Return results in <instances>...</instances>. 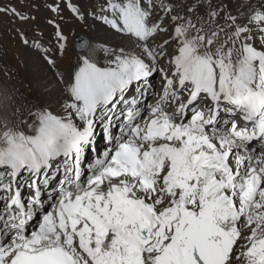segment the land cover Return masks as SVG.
Instances as JSON below:
<instances>
[{
    "label": "snow or ice",
    "instance_id": "obj_1",
    "mask_svg": "<svg viewBox=\"0 0 264 264\" xmlns=\"http://www.w3.org/2000/svg\"><path fill=\"white\" fill-rule=\"evenodd\" d=\"M45 6L49 47L17 31L48 95L26 119L27 101L0 102V264H264V0ZM65 10L119 43L58 67Z\"/></svg>",
    "mask_w": 264,
    "mask_h": 264
},
{
    "label": "rangeland",
    "instance_id": "obj_2",
    "mask_svg": "<svg viewBox=\"0 0 264 264\" xmlns=\"http://www.w3.org/2000/svg\"><path fill=\"white\" fill-rule=\"evenodd\" d=\"M94 1L95 0H73L74 3H81L85 9L91 7V4L94 3ZM48 2H52V0H48ZM0 7H14L17 9V11H22L26 15L35 16L37 18L35 21L22 22L14 16L0 13V49H6L5 55L7 56V58H9L8 56L10 49H29L28 46H25L22 43L17 30L25 32L30 42L32 41L33 37L38 36L39 32H43L41 42L44 43L43 46L45 48L49 47L48 41L52 38L53 29L51 28V26H48L46 24V20L48 18H53L55 14L51 13L47 9V7L45 6V0H0ZM63 15L65 17V21L60 23L65 35L68 37V55L63 60V62H65L66 64H68L69 59L75 58V55L73 56V58H70V56L71 51L73 52L74 39L76 34H83L88 42L94 41L93 43L95 44L99 40L111 41L103 37V34H105L104 32L97 31V29H91L90 27L88 28L86 24L75 21L67 10L63 12ZM87 19L91 20L90 17ZM37 25H39V28H37ZM20 57L21 56L18 54L14 55L13 57L18 62L19 68L20 66L23 67L25 64L23 60H18ZM9 60L10 61H8L7 64L9 66H12V69H7L4 72L5 77H10L13 72L14 75L18 76L19 68L13 65L12 62L14 61H12L10 58ZM44 89L46 90V88ZM31 101L35 102V100ZM26 116L27 115H24V117Z\"/></svg>",
    "mask_w": 264,
    "mask_h": 264
},
{
    "label": "bare ground",
    "instance_id": "obj_3",
    "mask_svg": "<svg viewBox=\"0 0 264 264\" xmlns=\"http://www.w3.org/2000/svg\"><path fill=\"white\" fill-rule=\"evenodd\" d=\"M96 23L97 22L93 21L92 19H87L83 24H86L88 28L90 27L91 29H96ZM103 37L111 40V43H119L118 38L113 36L111 37V35L107 33L103 34ZM93 42L94 41H92V43ZM30 48L31 47H29V49H10L8 57L12 61H14L12 62L14 66L19 68L18 62L13 58L16 54L21 56L18 60L21 59L25 63L23 67L20 66L18 70V76L14 75L13 72L10 77H5L4 75V72L7 69H12V66H9L7 64V62L10 60L5 55L6 49H0V102L5 101L6 95L14 96L22 104L27 101V103L24 104L23 116L27 115V110L33 103L31 100H42L48 95L50 85L54 81L53 71L44 60L42 53L40 51L34 50L33 48ZM74 55L75 53L71 51L70 57L73 58ZM67 66L68 64H66L65 62L58 61V67L66 68ZM44 88H46V90Z\"/></svg>",
    "mask_w": 264,
    "mask_h": 264
},
{
    "label": "water",
    "instance_id": "obj_4",
    "mask_svg": "<svg viewBox=\"0 0 264 264\" xmlns=\"http://www.w3.org/2000/svg\"><path fill=\"white\" fill-rule=\"evenodd\" d=\"M80 39L83 40V36L82 35H77L76 36V43H77V45H78V41H80Z\"/></svg>",
    "mask_w": 264,
    "mask_h": 264
}]
</instances>
